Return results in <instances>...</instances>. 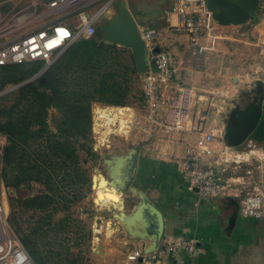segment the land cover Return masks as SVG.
<instances>
[{
    "label": "rangeland",
    "instance_id": "obj_1",
    "mask_svg": "<svg viewBox=\"0 0 264 264\" xmlns=\"http://www.w3.org/2000/svg\"><path fill=\"white\" fill-rule=\"evenodd\" d=\"M40 1L44 5L48 0ZM106 1L96 0L86 11L90 13ZM116 1H111L110 6L107 8L108 12H102L97 21H102L114 14ZM122 1L126 3V7L129 9H131L132 5L135 8L139 6L142 10H145L147 6L158 3L160 0H136L138 2V4L135 2L136 5L132 4V0ZM37 4L33 5L30 0L27 2L26 0H20L13 9L11 1H3L1 13H7V15L2 17L1 14L0 17V44L7 39L15 38L23 32L31 30L34 26H38L39 20L33 19L34 16L39 14L41 7ZM23 13L30 14V19L21 27H16L13 25L12 16L14 15V18ZM65 17H69L72 22L75 21L72 13ZM256 18L255 23L249 19L243 25H230L232 26L230 27L231 31L221 35L216 31L218 24L211 19L208 21L211 27L209 32L215 35L217 33L218 35L215 38L214 47L211 50L203 51L194 58L185 68L183 77L180 78L193 91L188 109V121L185 127L192 120L200 122L203 129H206L212 122L215 127H220L221 124H224L225 114L232 105L235 103L243 104L246 100L257 98L260 91L256 86L257 82L264 89V0L258 1ZM8 22L11 26H8ZM137 23L143 24L144 22L137 21ZM206 31L205 28H202L199 32L200 37H202L200 39L202 44ZM174 33L182 34L179 32ZM228 42L231 45H228ZM115 48L113 55H117V58H120L124 64L131 65L129 50L118 45H115ZM167 53L171 52L167 51ZM43 67L42 65L35 73L29 76L28 78H31L29 81L34 80L45 69ZM14 85H5L0 91V96H2L0 105L8 103L11 92L15 89ZM129 85V92L126 96L127 105L122 106L132 110L129 128L126 133L117 131L118 123L115 122L114 126H111V131L105 137L100 138L101 133L97 134L95 130V127H99V122L97 125L95 120V117H97L95 109L98 106L109 107L117 105L101 102L90 103V141L88 143L96 153V156L89 159L86 157L87 159L83 162L82 159L85 155L81 154L80 156L82 166L86 168L89 177V184H84L80 187L81 198L70 202L68 209H57L52 213L49 221L57 222L64 216L67 218V223L65 226L58 227L54 232L47 230L46 241L50 240V243L52 242L51 245L55 251L48 264H119L126 251L132 250L134 247H141L139 244H133L136 237L128 232L127 221L118 220L113 216V212L117 213V210H109L103 206L99 207L98 196L96 195V188L106 184V180L109 181L112 175L119 174L124 160L120 161L118 157L126 156L132 149L137 148L140 142L149 141L145 140V136L139 134L135 127L142 121L140 111L136 106L139 100L138 77L134 78ZM245 91H248V93L244 94ZM197 94L202 96L200 101L196 99ZM53 115H55V110L51 108L48 110V122ZM219 139L222 142L221 138ZM152 142L138 148L137 157L139 164L130 184L133 186V184L151 183L150 185L154 188L163 191L168 201V195L177 193L176 188L185 184L186 181L178 170L176 160L174 161L169 155H154ZM3 144L4 140L0 136V152ZM162 144L167 149L170 148L168 143L162 141ZM182 147V145L179 146L177 155L181 153ZM231 151H251L248 152L247 157L249 165H243L239 174H243V168L248 166L253 175L258 177V184L264 180V98L262 100V112L255 128L243 143L234 147ZM150 156H154V159H150ZM160 158H167V160H159ZM146 160L149 162L151 169L150 173L147 174L148 177L147 175L143 176V163ZM226 172L229 174L228 171ZM105 187L109 188L108 185ZM40 188V185L35 183L22 185L16 189L5 188L0 179V199L5 208L6 221L17 238L18 230L22 234H27L37 220L48 221L47 218L42 217L43 213L26 208L18 209L15 202L16 198L28 197L36 193ZM147 191L145 190L146 194ZM158 195L160 196L161 194ZM193 195L194 197L198 196L200 199H208L202 194L193 193ZM119 197L122 201L120 211L126 214L130 213L132 205H135L138 199L137 196L129 192H122L119 193ZM8 198H11V206ZM182 199L187 203L191 201L188 198ZM194 199H197V197ZM155 204L164 214H166L167 209H173L172 201L165 206L158 201H155ZM178 206L180 209L183 208L181 201ZM10 208L11 210H9ZM186 211L190 212L189 208ZM190 215L192 214L190 213ZM171 233L172 231L166 228L163 237H170L171 239L180 237ZM40 248L44 250L42 244ZM177 253L180 252L178 251ZM148 263L153 262L136 260L133 264Z\"/></svg>",
    "mask_w": 264,
    "mask_h": 264
},
{
    "label": "built area",
    "instance_id": "obj_2",
    "mask_svg": "<svg viewBox=\"0 0 264 264\" xmlns=\"http://www.w3.org/2000/svg\"><path fill=\"white\" fill-rule=\"evenodd\" d=\"M96 0H48L46 11L33 19H44L41 26L28 30L0 46V66L42 61L43 68L49 66L70 44L79 39L93 37L94 28L102 12L108 11L112 0L103 2L88 13L87 8ZM165 20L168 29L187 35L185 51L173 55L158 49L157 33L153 27L137 25V31L144 43L147 70L139 80L142 121L137 126L139 134L147 143L154 145V155H169L177 161L178 170L188 188H196L199 194L209 198L232 197L237 201V212L243 217L264 218V180L259 182L248 169V152L231 151L216 140L214 129H203L200 122L188 121L192 89L184 84L185 68L205 50L214 47L217 34L209 32L208 21L212 18L206 10L205 0H168ZM35 5L38 0H30ZM73 14L74 22L65 17ZM13 19V25L21 27L30 19L23 13ZM8 26H11L9 23ZM207 31L200 43V30ZM157 48L155 51L154 48ZM200 101V96L196 97ZM128 108V107H126ZM198 113H200L198 111ZM201 119V117H200ZM162 141L168 143L166 148ZM156 145V146H155ZM182 151L177 155L179 146ZM237 173L227 177V172ZM152 251L144 252L142 246L124 253L119 264H133L134 261L159 262L173 257L197 254L196 240L187 237H163ZM180 253H177V252ZM177 255V256H175ZM0 264H34L20 241L10 229L0 199Z\"/></svg>",
    "mask_w": 264,
    "mask_h": 264
},
{
    "label": "trees",
    "instance_id": "obj_3",
    "mask_svg": "<svg viewBox=\"0 0 264 264\" xmlns=\"http://www.w3.org/2000/svg\"><path fill=\"white\" fill-rule=\"evenodd\" d=\"M115 50V45L93 37L76 40L34 80L15 87L8 103L0 105L2 185L10 189L40 185L36 193L15 202L18 209L38 211L48 219L37 220L27 234L17 233L34 264H48L54 256L52 242L46 241L47 230L54 232L67 223L64 216L49 221L52 213L68 209L70 202L81 198L80 187L89 184L82 162L96 156L88 143L90 103L127 105L130 82L140 80L131 56V65H126L113 55ZM42 65L39 60L1 65L0 91L5 85L26 80ZM136 106H141L140 89ZM51 108L55 115L48 122ZM81 154L85 155L82 162Z\"/></svg>",
    "mask_w": 264,
    "mask_h": 264
},
{
    "label": "crops",
    "instance_id": "obj_4",
    "mask_svg": "<svg viewBox=\"0 0 264 264\" xmlns=\"http://www.w3.org/2000/svg\"><path fill=\"white\" fill-rule=\"evenodd\" d=\"M3 1L4 0H0V17L1 14L2 17H5L7 15V13H1ZM6 1H11L12 8L14 9V7L17 6V3L20 0ZM27 1L28 0H26V2ZM135 2L138 4L136 0H132V4H135ZM124 4L125 6H127L126 3ZM37 5L41 6L39 14H42L46 11L44 5L40 0H38ZM168 7L169 6L167 0H160L158 3L147 6L145 10H142L139 6H136L135 8L132 5L131 9H129L128 7L126 8L137 25H146L149 27H153L157 31L156 44L158 49L164 50L165 52H171L169 54L180 55L186 49L187 35H183V33L177 34L168 29L169 25L165 20V12L169 9ZM138 18L141 20H139ZM44 19L45 18L37 19L40 21H38L39 24H37V27L43 24ZM137 21H142L144 23H137ZM99 22L100 21H97V24ZM37 27L34 26V28ZM216 27L214 28H216V31L221 35L227 34L229 31H231L230 27L232 26L217 25ZM8 40L10 39L5 40V42H7ZM5 42H3L2 44H4ZM2 44H0V46ZM227 44L231 45V43L229 42ZM246 93H248V91L244 92V94ZM197 96L200 95L197 94ZM211 125H213V122L210 123L207 128L214 129V138L217 140L219 137V132L221 131L222 124L220 125V127H215V124L211 127ZM149 158L154 159V156H150ZM147 160L143 163V176L150 173L151 170L149 162H147ZM159 160H167V158H160ZM138 164L139 163L137 157L136 170L138 168ZM245 165H249L248 162ZM235 176H237V173L227 174V177ZM150 184H133V186L137 190H140L153 204H155V201H158L165 206L168 202H173V209H167L166 214L162 213L164 220L163 234L165 229L168 228V230L172 231L171 234H173L174 236L195 239L198 252L197 254L192 256L182 255L178 258L173 257L169 260L148 264H264V218L243 217L237 212L233 227L230 231H226L225 225L227 217L231 212V206L226 204L223 198L207 197L208 199L206 200L200 199L198 198V196H196L197 199H194L196 197H194L193 193H199L197 191L189 189L187 183H185L182 184V186L176 188L177 193H175L174 195H171L170 193L168 195L169 198L167 201V196L163 193V191L154 188ZM105 185L110 186L109 184H107V182ZM113 189L118 191L115 187H113ZM145 190H148L147 194L145 193ZM158 194L161 195L159 196ZM182 198H188L191 199V201L190 203H187L184 202V199ZM180 201L182 202V209H180V207L178 206ZM187 208H189L190 212L186 211ZM113 209L117 210V213L115 214L113 212V215L115 217L118 216L119 219H121L120 217L123 214L118 215V211L120 212V208ZM170 211L174 213H171ZM190 213L193 216L190 215ZM144 240L145 238L141 236L136 237L134 238L133 244H139L142 246L146 244Z\"/></svg>",
    "mask_w": 264,
    "mask_h": 264
},
{
    "label": "water",
    "instance_id": "obj_5",
    "mask_svg": "<svg viewBox=\"0 0 264 264\" xmlns=\"http://www.w3.org/2000/svg\"><path fill=\"white\" fill-rule=\"evenodd\" d=\"M258 1L205 0V7L216 24L236 26L243 25L249 19L256 22L255 10ZM93 38L104 44L118 45L128 49L137 74H142L147 70L144 43L139 36L133 17L122 0L116 1L112 16L103 19L95 26ZM154 50L156 51L157 48L155 47ZM30 79L15 84L14 87ZM256 86L260 90L257 98L246 100L243 104L235 103L227 110L220 132L224 145L228 147L240 145L255 128L262 112V100L264 98V89L261 84L257 82ZM146 142H140L137 148L132 149L126 156L118 157L120 161L124 160L120 172L118 175H112L109 181L107 180L109 184L116 187L119 193L129 192L137 196L138 199L135 205H132L130 213L126 214L121 211L118 212V215L123 214V218L119 219L118 216L115 218L127 221V229L132 236L145 238L144 242L146 244L142 245L144 252L152 251L157 247L163 235L164 225L163 214L160 209L150 202L140 190L130 184L136 171L138 148L145 145ZM192 190L197 191L196 188H192ZM224 200L226 204L231 206V212L225 225V230L230 231L237 215V201L232 197H225ZM120 206H122L121 199ZM138 219L141 226L138 224Z\"/></svg>",
    "mask_w": 264,
    "mask_h": 264
},
{
    "label": "bare ground",
    "instance_id": "obj_6",
    "mask_svg": "<svg viewBox=\"0 0 264 264\" xmlns=\"http://www.w3.org/2000/svg\"><path fill=\"white\" fill-rule=\"evenodd\" d=\"M95 112L97 113V117H95L96 124L99 122V125L97 124L99 127H95V130H96L97 134L101 133L100 138L105 137L106 134H108L111 131V126L115 122L118 123L117 131H119L120 133H122V132L126 133L127 132L128 128H129V121H130L131 114H132L131 109L126 108V107H122V106H109V107L98 106L95 109ZM106 182H107V180H106ZM107 184H109V183L107 182ZM109 185H110V186H108L109 188L105 187L106 186L105 184L96 188V193H97L96 195L98 196V201L100 202V203L98 202V206H103L104 208H107V209L120 208L121 206H120L119 191H116L113 189V187H115V186H113L111 184H109ZM2 206H3V211L5 214V208H4L3 203H2ZM114 213H115V211H114ZM141 216H142V213L140 214L139 217L141 218ZM120 218L122 219L123 215ZM138 221H139V219H138ZM138 224H139V226H141L140 223H138ZM96 248H95V250H96Z\"/></svg>",
    "mask_w": 264,
    "mask_h": 264
}]
</instances>
